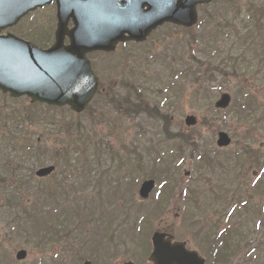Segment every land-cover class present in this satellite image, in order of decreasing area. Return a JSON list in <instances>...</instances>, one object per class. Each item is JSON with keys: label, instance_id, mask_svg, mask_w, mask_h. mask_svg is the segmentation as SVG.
<instances>
[{"label": "rangeland", "instance_id": "rangeland-1", "mask_svg": "<svg viewBox=\"0 0 264 264\" xmlns=\"http://www.w3.org/2000/svg\"><path fill=\"white\" fill-rule=\"evenodd\" d=\"M234 1L243 8L249 1L264 6V0ZM213 2V7L208 9V13L222 7L218 1ZM208 13L204 14L202 23V12L199 11V23L190 34L179 28L165 25L156 30L142 44L118 46L116 51L110 55L104 53L91 55L90 60L102 84L108 89L113 86L118 89L120 94L130 92L132 95H136L138 99H141L145 113L126 117L111 105L108 107L98 96L92 102L90 112L86 110L80 115H75L71 114L68 109L48 111L44 107L37 108L40 122L21 124V127L18 128L21 131L17 140L18 144L35 145V140H38L47 148H54L56 146L55 138L48 122L50 115L56 114L57 119L61 122L67 123L71 120L74 123L70 128L72 138L67 137V141L78 144L79 139L85 142L90 137L92 142L98 144V152L95 155L93 153L88 155L91 160L100 157L102 160L99 168H92L91 184L86 192L91 194V198L88 199V205L83 212H85V216L87 215L89 222L87 223L85 220L81 222L80 230L83 232H78L76 244L77 248L84 251V255H88L90 250L95 252L96 260L99 263L103 257L106 262H109L107 264H124L142 256L147 258L146 255L150 252L149 241L148 253L145 256L140 254L134 258L131 254L138 247L134 245L127 247L116 240L121 237L127 241L126 238L134 237L131 230L132 224H127L129 221L127 215L130 219L135 218L138 206H143L142 211L137 213L139 217L144 218L142 220L144 224L142 241H145V232L151 228V233L153 231L166 232L172 235L175 240L186 243L188 248L201 253L197 245L195 231L199 229V226L201 229V224H211L212 221L218 220L215 213L226 211L227 200L233 204L240 198H244V200L248 199L247 202L252 200L250 204L256 202L257 205H260L261 202L258 201L264 199L258 193L249 199L250 185L261 176L260 172L255 169L247 171L245 168L242 170L241 177L235 179L236 175H233L231 170L234 173L238 170L232 168L233 164L227 162H224L222 167L214 168L215 165L212 166L214 171L206 169L204 166L201 169L198 165L201 162L197 159L199 153L193 152L191 156L192 148L187 144H183L181 155L172 154V148L176 144H182L183 141L171 139L169 135H183L187 142L192 141V137L199 146V152L208 151L206 154L216 153L217 156H223L236 150L241 144L253 141V134L254 147L264 153V41L261 48L254 45L255 52L248 67H244V65L241 67L242 75L239 78H245L247 90L254 97L257 105L255 110L249 111L247 114L238 116L234 114L236 107L234 95L239 89L236 82L239 80L238 77H232L229 74L225 75L227 77L222 76L228 80L226 82L222 81L221 76H216L214 82L202 84L196 83L193 77L185 74L189 68L192 69L198 65L197 61L202 56L201 50L205 45L209 48L208 50H212L216 43L217 46H220L221 41H224L227 35L232 33L230 24H226L224 20L217 22ZM244 15L242 12L240 18L243 19ZM55 25L54 8L50 6L29 15L22 24L12 28L10 32L34 39L38 36L39 40L40 37L43 39L41 42L48 44L53 41ZM27 29L30 32H27ZM250 30L251 26L248 31ZM251 32L252 34L256 33L254 30ZM260 40H264L262 36L258 42ZM229 45L228 42L224 49H227ZM222 82L223 86H221ZM222 92H228L232 97V102L227 110L217 111L214 109V103ZM133 99L136 100L135 97ZM2 104L19 110L32 109L28 98H19L13 102L0 97V106H3ZM152 109L155 113L166 117V121L157 120ZM190 115L196 119V124L193 127L186 126L184 123L185 117ZM0 131H2L1 128ZM219 131H224L231 137L232 142L227 149L220 150L216 147V136ZM2 135V137L0 135V167L6 164L9 168L19 170L21 181L30 183L29 187L23 183L19 190L15 191L21 198L22 204H19V208H30L33 203H40L39 198L35 196V187L53 185L54 178L56 176L60 178V169L55 165V171L50 176L44 179L37 178L35 171L51 165V161H44V164L39 163L36 158L16 151V147L15 151H9L10 142L8 140L15 141V139L10 137L6 140L4 135L7 136V130H4ZM5 140L6 142H4ZM109 155L112 157L110 158ZM210 157L216 159L213 155ZM105 171L108 173L104 175ZM255 172L256 174L253 175ZM124 175L127 179L122 178ZM151 176L155 178L156 187L149 198L143 201L138 196V189L141 182ZM118 180L121 182L117 186ZM171 180H175V186H173L174 181L170 182ZM93 181H96V187L93 185ZM112 183L114 185L111 187ZM128 183L129 185L126 186ZM14 184H16L15 179L12 180V185ZM171 187H176L173 193ZM192 187L196 194L191 197L188 194L190 198H187L186 189ZM156 190L162 191L158 201L162 202L164 210L159 218L153 219L145 216L148 210L146 211L144 207L153 203L152 194ZM168 194L170 197L168 201H165ZM219 195H226V199H218ZM193 198H196V202L202 208L200 210L197 207L188 208L187 213H192L194 223L188 222L186 213H184L186 200L188 199L187 203L190 202V205H193ZM209 198L214 199L215 202L204 203V200ZM7 199V194L1 193L0 244L7 254V260L5 259L4 262L8 264H38L39 260H43L42 264H55L54 256L61 253L65 243L72 242V237H65V232L72 231L74 227L75 220L71 222L68 219L74 216L73 211L69 217L60 219L62 224L46 219L47 225L41 226L39 231L29 236L24 232L17 233V228H14L11 219L21 212L20 209L13 210L5 207ZM71 199H63L60 203L68 205ZM128 199L132 200L131 206L128 204ZM206 205L212 209H208ZM4 207L7 213H5ZM112 207L119 209L125 221V225H121L123 228L118 235L114 230L116 222H112L111 229L113 230L108 229L103 216V212ZM45 208L47 211L52 207L45 206ZM156 212L160 215L159 211ZM262 212L261 209L260 214L259 207H257L255 215L263 216ZM145 217L150 222H146ZM20 219L13 221L16 223L15 227L18 226V222H21ZM251 223V217L248 216L243 219L238 218L234 223L237 236L231 244L232 251L236 253L233 264H249L248 253L258 246V250L264 253V232L263 230L253 231ZM47 228L50 229L47 230ZM247 228H250L251 232L246 230ZM133 241L135 242V240H130V243ZM19 249L27 251L26 259L21 262L14 258L15 252ZM62 257L65 255L61 253L56 260ZM141 264L150 263L145 259V262H141Z\"/></svg>", "mask_w": 264, "mask_h": 264}, {"label": "water", "instance_id": "water-1", "mask_svg": "<svg viewBox=\"0 0 264 264\" xmlns=\"http://www.w3.org/2000/svg\"><path fill=\"white\" fill-rule=\"evenodd\" d=\"M211 0H0V90L10 97H28L32 103L68 106L81 113L98 88L87 54L112 52L118 43L143 42L164 23L189 28L197 21L196 6ZM55 3L57 29L54 44L40 49L10 33L1 32L18 23L27 13ZM71 20L72 27L68 28ZM68 44H65V39ZM223 94L217 108L228 106ZM186 125H195L189 116ZM230 140L219 133L217 145L225 147ZM53 167L40 169L38 177L48 175ZM154 181H145L140 196L146 198ZM150 259L154 264H204L196 252L184 244L155 233ZM26 253L21 251L17 259ZM84 264H90L85 262ZM133 264V263H127Z\"/></svg>", "mask_w": 264, "mask_h": 264}, {"label": "trees", "instance_id": "trees-1", "mask_svg": "<svg viewBox=\"0 0 264 264\" xmlns=\"http://www.w3.org/2000/svg\"><path fill=\"white\" fill-rule=\"evenodd\" d=\"M264 11L263 9L259 10V12ZM109 93V92H108ZM108 96V94H107ZM111 97L108 101V99L104 98V102H110L112 104L115 105V107L121 112L123 113L124 111H128L129 109H125L128 108V98H122L121 94L119 93H109V96ZM121 100H125L126 103H121ZM127 104V105H126ZM35 106L38 105H32V109H28V110H24V109H3L0 108V127H8L9 132L12 134V138L15 139L14 140H9L10 142V146L14 147L17 143H16V137L15 136H19L20 131L17 130L18 126L22 125H26V123H32V122H40V118H39V114L38 111H36ZM130 108H134V107H130ZM46 110H56L54 108H48L45 107ZM34 111V112H33ZM135 111V110H134ZM58 117L56 116V114L54 115H50V121L48 122V124L51 126L52 128V134L54 136V138H58V149L57 148H53L52 150H50L49 148H47L44 145L41 144H37V146H32V145H27L28 148V152H32L31 154L35 155L37 161L39 163H42L45 160H52L54 161L55 164L59 165V163H61V159H66L67 162H69V159H71L69 157L70 153H77V149L78 147H74L71 151L70 145H65L66 143H64V140H61V138L63 137H71L72 136V132L70 130V128L72 127V125L74 124L73 121H69V122H61L59 119H57ZM161 119L164 120V122L166 121V117H161ZM11 126H15V128H12ZM168 133V132H167ZM61 134H63L64 136L62 137ZM170 138H175V139H179L181 141H183V143H189L191 146L196 147L195 145V141L194 139L191 137L192 141L187 142L186 137H184L183 135H169ZM61 140V142H60ZM38 141V140H37ZM181 149V148H180ZM196 149V148H195ZM81 153V155H85V152H79ZM37 154V155H36ZM68 159V160H67ZM77 162V168H79V170H81L82 172L86 171L88 169V173L89 170L91 169V165L89 162V158L88 156H84V158L79 159L75 158L74 159ZM4 166H6L4 164ZM0 167V173L2 174V172L4 174H13V171L8 168V167ZM75 167V170L73 171L74 173L77 174V169ZM13 176V175H12ZM15 177V176H14ZM16 178V177H15ZM175 182L173 183V186H175ZM173 188L175 187H171V191L173 190ZM170 195L168 194L166 196L165 201H168ZM9 200V199H8ZM195 204H197L196 201H194ZM8 205L10 204V206L13 204V197L10 198V200L7 202ZM9 207V206H8ZM13 208V206H11ZM159 207L162 208V204L161 202L159 203ZM11 209V208H10ZM78 209L80 210L79 212V219H81L84 215H83V210L81 208V205L79 203ZM146 222H148L146 220ZM196 240H197V244L199 247L203 246V243H205V237L200 235V231L196 232ZM200 235V236H199ZM209 242V241H207ZM214 247L217 249L218 252V256H217V261H219L220 264H230L231 262V257L227 252V244L223 245L222 247L219 246L217 243L215 242H211ZM229 245V244H228ZM222 248V250H221ZM225 251V252H224ZM221 252H224L223 254Z\"/></svg>", "mask_w": 264, "mask_h": 264}]
</instances>
